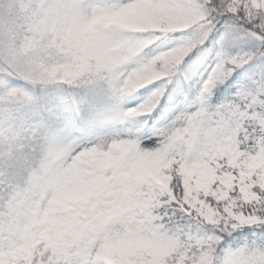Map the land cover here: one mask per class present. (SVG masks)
<instances>
[{"label":"snow or ice","instance_id":"snow-or-ice-1","mask_svg":"<svg viewBox=\"0 0 264 264\" xmlns=\"http://www.w3.org/2000/svg\"><path fill=\"white\" fill-rule=\"evenodd\" d=\"M0 264H264V0H0Z\"/></svg>","mask_w":264,"mask_h":264}]
</instances>
